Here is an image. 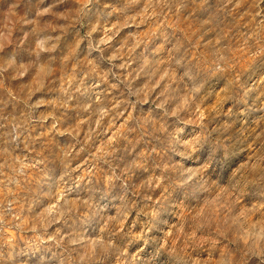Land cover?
<instances>
[{
  "label": "clouds",
  "instance_id": "1",
  "mask_svg": "<svg viewBox=\"0 0 264 264\" xmlns=\"http://www.w3.org/2000/svg\"><path fill=\"white\" fill-rule=\"evenodd\" d=\"M0 264H264V0H0Z\"/></svg>",
  "mask_w": 264,
  "mask_h": 264
}]
</instances>
